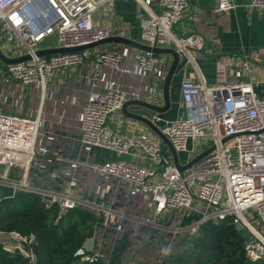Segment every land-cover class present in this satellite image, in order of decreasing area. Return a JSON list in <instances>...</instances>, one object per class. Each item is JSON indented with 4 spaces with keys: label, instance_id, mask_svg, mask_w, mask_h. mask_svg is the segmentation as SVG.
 I'll use <instances>...</instances> for the list:
<instances>
[{
    "label": "built area",
    "instance_id": "2783aa9c",
    "mask_svg": "<svg viewBox=\"0 0 264 264\" xmlns=\"http://www.w3.org/2000/svg\"><path fill=\"white\" fill-rule=\"evenodd\" d=\"M137 1L143 8L137 13L138 41L173 48L186 64L203 56L206 41L201 31L184 35L174 30L190 0H155V9L153 0ZM114 2L0 0L2 50L11 57L30 55L17 63L2 62L0 165L20 171L21 176L6 174L0 183L15 192L38 193L47 207L58 204L56 222L69 209L82 206L120 234L128 223L144 226L147 232L143 237L147 238L153 233L170 240L192 237L204 223L233 216L237 228L247 234L246 257L264 259V98L256 92L254 81L222 77L223 81L208 84L189 76L181 80L182 115L170 120L157 113L152 121L178 153L187 152L194 158L214 147L182 171L160 137L123 132L109 122L130 99L162 105L157 82L166 77L171 55L126 44L121 49L111 47L116 42L81 51L37 53L43 48L40 44L52 35H57V47L86 45L111 36L131 38L130 30L95 20L102 6ZM248 5L264 8V0H249ZM235 7V0H217L214 11L222 14ZM90 49L93 58L90 70L82 77L86 85L78 133L60 134L45 126L48 79L60 70L82 66ZM222 64L230 65L231 59L224 56ZM104 70L110 72L107 83ZM251 71V57L244 55L236 64V76H249ZM116 75L135 76L137 81L124 85ZM29 93L40 97L33 110L26 105ZM76 146L79 151L74 153ZM95 148L118 157L99 161ZM0 234L6 239L2 241L6 251H19L37 264L34 233L13 230ZM74 255L89 262L102 258L87 242Z\"/></svg>",
    "mask_w": 264,
    "mask_h": 264
},
{
    "label": "crops",
    "instance_id": "0c3cea01",
    "mask_svg": "<svg viewBox=\"0 0 264 264\" xmlns=\"http://www.w3.org/2000/svg\"><path fill=\"white\" fill-rule=\"evenodd\" d=\"M153 1L155 9V0ZM235 3L236 7L233 10L219 14L214 11L217 0H190L187 12L176 22L174 30L178 34L188 35L201 31L206 46L201 58L185 64L174 77L170 90L171 107L166 113L161 114L164 118L171 120L182 115L180 82L186 76L205 80L208 84L219 83L223 81L222 77L230 81L252 80L255 82L256 92L264 98V8L250 7L249 0H235ZM141 10L143 8L137 0H115L113 5L102 6L95 14V20L100 24H113L122 30L128 29L130 37L138 40L140 27L137 13ZM49 47L51 46L43 48ZM111 47L121 49L124 46L121 43H114ZM87 51V58L82 66L69 68L66 72L60 70L48 79L43 104L45 126L60 134L78 133L79 107L86 85V80L82 77L90 70L93 58V50ZM244 55L251 57V74L236 76V64ZM224 56L231 59L230 65L222 64ZM3 67L4 64L0 61V89ZM109 76L110 72L104 70L105 83ZM116 78L124 85L137 81V78L131 75H116ZM102 88H105L104 84ZM159 93L158 102L164 104L162 89ZM26 101L27 109L33 110L39 106L40 97L38 94L29 93ZM118 115V118L114 115L109 121L110 124L115 123L114 126L111 125L113 128L130 133L146 132L152 138H159L146 124L125 116L122 111H119ZM78 151L79 146H76L74 153ZM93 153L99 161L118 157L115 153L101 148H95ZM178 154L181 165H186L193 158L187 152ZM182 154L186 155L184 160L180 156ZM3 167L1 178L6 174L11 178L21 176L20 171ZM15 193L11 186L0 183V199ZM146 232L144 226L128 223L124 232L120 234L112 226H107L103 218L98 216L94 236L87 240V246L99 250L106 264H165L177 253L180 247L179 238L170 240L158 233H153L150 238L143 237Z\"/></svg>",
    "mask_w": 264,
    "mask_h": 264
},
{
    "label": "trees",
    "instance_id": "16d2710c",
    "mask_svg": "<svg viewBox=\"0 0 264 264\" xmlns=\"http://www.w3.org/2000/svg\"><path fill=\"white\" fill-rule=\"evenodd\" d=\"M59 205L47 207L35 192L18 190L0 199V231L34 233L37 264H106L75 256V251L94 236L97 214L82 206L59 217ZM178 239V238H177ZM247 234L239 230L233 216L201 225L195 236L179 237L180 247L165 264H264L246 257ZM0 264H32L21 252H8L0 241Z\"/></svg>",
    "mask_w": 264,
    "mask_h": 264
},
{
    "label": "water",
    "instance_id": "95a60500",
    "mask_svg": "<svg viewBox=\"0 0 264 264\" xmlns=\"http://www.w3.org/2000/svg\"><path fill=\"white\" fill-rule=\"evenodd\" d=\"M110 42H116V43H122L126 44L144 51H151L155 54H168L171 55L173 60L170 65L169 71L165 78H161L157 82V88L162 89L163 91V98H164V104L158 105L155 103L148 102L146 100L142 99H130L126 101L122 107V113L132 119H135L137 121H140L144 124H146L153 132H155L163 141V144L171 151L175 164L180 168V170H185L189 167H191L193 164H195L197 161H199L202 157H204L206 154L211 152L214 147L206 150L205 152H202L198 154L196 157H194L188 164L181 165L179 162V154L177 150L175 149L174 145L171 143V141L162 133L158 125H156L152 118L157 113H166L170 107H171V85L174 82V77L176 74L179 73V71L185 66L186 59L182 60L180 54L173 48H167V47H152L149 45H146L138 40H135L133 38L124 37V36H111L108 38H105L103 40L93 42L86 45L76 46V47H53V48H41L37 51L39 55H50L53 53L58 52H65V51H81L88 48H92L101 44L110 43ZM30 58L29 54H24L22 56L17 57H11L4 53L0 46V60L6 64L9 63H17L23 60H26ZM229 138H226L227 140Z\"/></svg>",
    "mask_w": 264,
    "mask_h": 264
},
{
    "label": "rangeland",
    "instance_id": "374dc122",
    "mask_svg": "<svg viewBox=\"0 0 264 264\" xmlns=\"http://www.w3.org/2000/svg\"><path fill=\"white\" fill-rule=\"evenodd\" d=\"M3 40H1L0 41V45L1 44H3ZM46 46H51V47H57L58 46V39H57V35H52V36H50V37H48L44 42H42L41 44H40V47H46ZM4 51H6V49L4 50ZM1 61V60H0ZM27 89H29V88H27ZM1 106H3L2 105V103H0V108H3L4 109V106L3 107H1ZM115 116H116V118H118L119 117V115H118V113H116L115 114ZM111 125H115V123L114 122H111ZM181 157H182V159L183 158H185L186 157V155L185 154H182V155H180ZM184 160V159H183ZM4 172V167L3 166H1L0 165V176H1V174ZM12 175V174H11ZM255 220V219H254ZM254 222V221H253ZM256 222V221H255ZM254 222V223H255ZM245 232V230H242V232ZM5 241L6 239H5V237L3 236V235H1L0 234V241L2 242V241Z\"/></svg>",
    "mask_w": 264,
    "mask_h": 264
}]
</instances>
